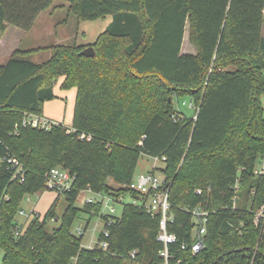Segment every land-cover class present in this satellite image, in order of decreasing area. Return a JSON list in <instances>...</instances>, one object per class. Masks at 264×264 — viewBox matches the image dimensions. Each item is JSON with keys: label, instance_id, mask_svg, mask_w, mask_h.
Returning a JSON list of instances; mask_svg holds the SVG:
<instances>
[{"label": "trees", "instance_id": "1", "mask_svg": "<svg viewBox=\"0 0 264 264\" xmlns=\"http://www.w3.org/2000/svg\"><path fill=\"white\" fill-rule=\"evenodd\" d=\"M55 1L0 0V40L9 25L30 31ZM59 1L79 22H112L90 45L93 57L82 55L88 46L59 44L18 50L0 66V264H166L161 216L145 207L151 195L129 188L143 155L166 158L151 173L169 189L176 241L167 264H264V173H256L264 162V0ZM187 24L196 54L182 52ZM44 50L47 61L28 59ZM59 77L77 91L72 126H23L43 116ZM184 95L192 118L174 107ZM54 168L73 178L59 193L67 204L60 225L47 227L58 221L56 202L44 219L19 226L23 199L47 190ZM85 190L124 205L117 217L101 213L102 201L84 203L104 223L93 248L72 232ZM127 196L133 202L123 203ZM198 208L209 215L205 246L194 253Z\"/></svg>", "mask_w": 264, "mask_h": 264}, {"label": "rangeland", "instance_id": "2", "mask_svg": "<svg viewBox=\"0 0 264 264\" xmlns=\"http://www.w3.org/2000/svg\"><path fill=\"white\" fill-rule=\"evenodd\" d=\"M63 5L67 6L59 0L55 1L53 6L48 9V12L43 13L40 18H38L39 16L37 17L34 23L35 26L34 28L32 27V30L27 31L25 34L24 32L17 33V38L15 39H13L11 35L14 26L10 25L8 32L5 34L4 41L0 44V66L4 65L6 59H8L1 54V50L3 49L4 44L10 41L15 43L19 47V50L25 51L31 48H47L59 44H79L82 41L90 42L93 39H96L97 36L92 32V29H95L93 30L94 32H97L98 30L97 27H93L92 25L95 22H79L75 16H69L70 14L67 9H62ZM50 12L53 13L50 14ZM64 20H67L68 22L63 24L62 22ZM78 32L81 33L78 35ZM83 32H85V34H83ZM188 45H190L189 42L188 44H184L183 51H189ZM191 48L192 52H194V48L192 46ZM50 55H52L51 50H44L38 54L29 56L28 59L35 63H43L50 58ZM63 81L64 77H59L57 79L55 83V99L47 103L44 108V116L46 119L51 117L53 120H57L60 123L65 124V126L71 127L73 124L77 91L76 89H62ZM191 102L192 98L189 95L174 98L173 100L176 111L184 115L186 118H192L195 114V108L190 105ZM262 103L264 106V96L262 97ZM162 167L163 163L161 161L157 162L152 157L143 155L139 160L134 179L141 174L152 172L154 168ZM155 173L160 179H164L162 173L159 171H156ZM89 197L94 198L95 202L101 201V198L96 196V194H92L87 190L82 191L76 203V207L81 209V211L72 225V232L78 237L81 236L77 234L78 229L81 228L84 230L82 245L85 248L95 247L104 230V223L98 216L91 217L90 214L83 211L84 203L87 202ZM56 202V215L58 221L48 222L47 224L48 230H55L61 223L62 215L67 204L64 196H59V193L50 190L26 196L21 203V211L24 210L26 216L23 217L20 214V211L16 218L17 223L19 226L25 228L27 223L36 216L44 219ZM131 202H133V200L130 196L124 198L123 203ZM111 206L115 209L114 214L110 213V208L106 205H103L101 213L120 217L123 213L124 205L121 203H113ZM33 207L35 208V211L32 213L30 210Z\"/></svg>", "mask_w": 264, "mask_h": 264}, {"label": "built area", "instance_id": "3", "mask_svg": "<svg viewBox=\"0 0 264 264\" xmlns=\"http://www.w3.org/2000/svg\"><path fill=\"white\" fill-rule=\"evenodd\" d=\"M193 107V104H190ZM23 126H31L33 128H42L45 130H50L53 126L59 125V123L52 122L47 120L43 116L38 115H29L22 123ZM85 136L83 135L82 138ZM155 161H164L166 158H153ZM13 160H10L12 162ZM20 172V170H18ZM256 173H264V162L259 166ZM24 181V180H23ZM73 183V178L69 174L68 171L63 170L61 168L52 169L47 176V184L46 188L50 191H55L57 193L63 192L64 190L70 189ZM165 186V178L160 179L156 173H145L139 175L136 179L133 180L129 188L132 190L139 192L143 195L150 194L151 197L145 204L147 211L151 215L159 214L161 219L159 221V234L157 237L158 242L162 243L164 246L163 251L161 252V257L166 261L169 258V245L176 241V236L174 234L169 233L168 224L172 221V216H170V203H169V189L164 188ZM91 192V190H89ZM101 198L103 205H106L110 208V213L114 214L115 209L111 206V204L115 203L114 199L109 196L96 195ZM88 203L95 202L94 198L88 199ZM193 220H194V238L195 242L192 247L194 253H198L205 246V235H206V225L208 221L209 212L198 208L192 212ZM259 215H263V211L259 213ZM17 233V235H19ZM77 234L83 235L84 230L79 228ZM105 236H109L108 231H104ZM100 246L103 249L108 248L107 242H102ZM134 256V254H132Z\"/></svg>", "mask_w": 264, "mask_h": 264}, {"label": "crops", "instance_id": "4", "mask_svg": "<svg viewBox=\"0 0 264 264\" xmlns=\"http://www.w3.org/2000/svg\"><path fill=\"white\" fill-rule=\"evenodd\" d=\"M62 9H67L66 8V6H62ZM45 12H48V10H46V11H43L40 15H39V17L38 18H40L41 17V15L43 14V13H45ZM53 12H50V14H52ZM69 16H71V15H69ZM68 21L67 20H64L62 23L64 24V23H67ZM95 23H93L92 25H93V27H97L98 28V30H97V32H94L93 30H95V29H92V32L95 34V36H97L96 37V39H93L92 41H90V42H87V41H82L81 43H76L77 45H79V46H90V45H93L95 42H96V40L98 39V37L106 30V28L111 24V22H112V17L111 16H107L106 18H104V19H100V20H97V21H94ZM10 26V25H9ZM9 26L7 27V31H6V33L8 32V30H9ZM12 26V25H11ZM35 26V25H34ZM34 26H33V28H34ZM32 28V29H33ZM31 29V30H32ZM21 32H24V31H21L19 28H17V27H15L14 26V28H12V32H11V35H12V38L13 39H15V38H17V33H21ZM5 33V34H6ZM25 33H27V32H24V34ZM81 32H78L77 34L79 35ZM262 33H263V36H264V24H263V29H262ZM5 34H4V36H3V38L0 40V44L4 41V39H5ZM83 34H85V32H83ZM77 35V36H78ZM188 42H189V44L194 48V52H192V48H191V46L190 45H188V49H189V51H183V49H184V44L185 43H187L188 44ZM37 48H40V47H37ZM31 49H33V48H31ZM35 49V48H34ZM19 50V47L15 44V43H13L12 41H10V42H7V43H5L4 44V46H3V49L1 50V54L5 57V58H8V59H6V63L12 58V56L14 55V53L16 52V51H18ZM28 50H30V49H28ZM182 52L183 53H191V54H196V48L191 44V42H190V27H189V24H187V26H186V32H185V36H184V41H183V46H182ZM39 53V52H38ZM38 53H36V54H38ZM35 55V54H34ZM50 57H51V55H50ZM33 62V61H32ZM5 63V64H6ZM35 63V62H34ZM4 64V65H5ZM2 66V65H1ZM63 84V83H62ZM63 89V88H62ZM72 89H75V88H72ZM72 89H69V90H72ZM54 94H56L55 93V86H54ZM264 96V95H263ZM262 96V97H263ZM50 101H47V102H45V104H44V108L46 107V105H47V103H49ZM261 102H262V98H261ZM262 105H263V103H262ZM264 107V106H263ZM44 108H43V117L45 118V116H44ZM47 120H50V121H52V122H55V123H60L59 121H57V120H53V118H47ZM63 124V123H62ZM65 125V124H64ZM0 164H1V160H0ZM88 192H90L89 190H87ZM90 193H92V192H90ZM93 194V193H92ZM92 197H89L88 199H91ZM28 199L30 200V198L28 197ZM35 211V208L33 207L31 210H30V212H34ZM20 214L23 216V217H25L26 216V213H25V211L24 210H22L21 212H20ZM17 218V217H16ZM17 220V219H16ZM17 222V221H16ZM28 224V223H27Z\"/></svg>", "mask_w": 264, "mask_h": 264}, {"label": "water", "instance_id": "5", "mask_svg": "<svg viewBox=\"0 0 264 264\" xmlns=\"http://www.w3.org/2000/svg\"><path fill=\"white\" fill-rule=\"evenodd\" d=\"M82 55L86 57H93L95 55V50L92 46H88L82 51Z\"/></svg>", "mask_w": 264, "mask_h": 264}]
</instances>
